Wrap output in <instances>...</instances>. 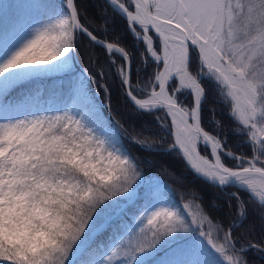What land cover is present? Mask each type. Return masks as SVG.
<instances>
[{"label":"snow or ice","instance_id":"obj_1","mask_svg":"<svg viewBox=\"0 0 264 264\" xmlns=\"http://www.w3.org/2000/svg\"><path fill=\"white\" fill-rule=\"evenodd\" d=\"M19 8L0 19V264H264V0Z\"/></svg>","mask_w":264,"mask_h":264},{"label":"trees","instance_id":"obj_2","mask_svg":"<svg viewBox=\"0 0 264 264\" xmlns=\"http://www.w3.org/2000/svg\"><path fill=\"white\" fill-rule=\"evenodd\" d=\"M25 0H0V19H4L9 16V18H14L20 14H23L21 9L19 8V5L24 3ZM23 16V15H20ZM87 67V65H84ZM104 101V95L102 92H98L97 96V102ZM105 116H107L109 119L111 118L110 114L108 113L107 109L104 110ZM119 115H123V103L121 104V112L118 113ZM119 118V117H117ZM168 163L179 169L180 165L172 160L171 158L168 159ZM151 171H159L158 168L150 169ZM167 179V177H165ZM193 178L191 175L188 176V180L191 181ZM168 183L171 185L172 189L176 192L177 196L180 195V186L178 184H175L172 182V180H168Z\"/></svg>","mask_w":264,"mask_h":264},{"label":"rangeland","instance_id":"obj_3","mask_svg":"<svg viewBox=\"0 0 264 264\" xmlns=\"http://www.w3.org/2000/svg\"><path fill=\"white\" fill-rule=\"evenodd\" d=\"M20 15H23V14H20ZM30 29H31V25H29V31H30Z\"/></svg>","mask_w":264,"mask_h":264}]
</instances>
